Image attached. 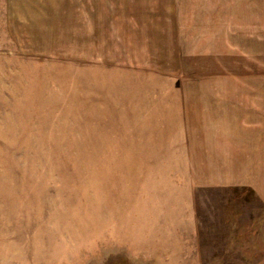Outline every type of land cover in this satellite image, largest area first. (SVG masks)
<instances>
[{"label": "rangeland", "instance_id": "1", "mask_svg": "<svg viewBox=\"0 0 264 264\" xmlns=\"http://www.w3.org/2000/svg\"><path fill=\"white\" fill-rule=\"evenodd\" d=\"M0 264H264V0H0Z\"/></svg>", "mask_w": 264, "mask_h": 264}]
</instances>
